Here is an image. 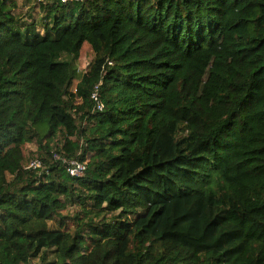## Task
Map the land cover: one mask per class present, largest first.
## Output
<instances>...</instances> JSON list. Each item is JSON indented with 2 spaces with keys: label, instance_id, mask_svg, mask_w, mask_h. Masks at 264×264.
Instances as JSON below:
<instances>
[{
  "label": "trees",
  "instance_id": "trees-1",
  "mask_svg": "<svg viewBox=\"0 0 264 264\" xmlns=\"http://www.w3.org/2000/svg\"><path fill=\"white\" fill-rule=\"evenodd\" d=\"M40 7L0 0V264H264V0Z\"/></svg>",
  "mask_w": 264,
  "mask_h": 264
},
{
  "label": "rangeland",
  "instance_id": "rangeland-1",
  "mask_svg": "<svg viewBox=\"0 0 264 264\" xmlns=\"http://www.w3.org/2000/svg\"><path fill=\"white\" fill-rule=\"evenodd\" d=\"M43 0H17V9L14 10L15 14L22 17L23 19H27L28 16L31 17V19L35 21H39L41 17L44 15L43 11L41 10L40 4ZM38 31H41L40 28H38ZM93 59L92 52L88 45H84L80 58L78 60V63L76 65L77 72L79 74L84 73L88 66L90 65L91 61ZM62 140V139H60ZM24 151V162L23 166L24 168H27L28 163L33 160L36 153V145L34 144H25L23 146ZM33 157V158H32ZM67 216H70L72 218L76 211L74 210V207L69 205L66 209ZM67 226H72V222L69 221V219L63 220ZM59 226V219L57 218L51 223V227L57 228Z\"/></svg>",
  "mask_w": 264,
  "mask_h": 264
},
{
  "label": "built area",
  "instance_id": "built-area-1",
  "mask_svg": "<svg viewBox=\"0 0 264 264\" xmlns=\"http://www.w3.org/2000/svg\"><path fill=\"white\" fill-rule=\"evenodd\" d=\"M68 1L72 0H61L62 3H66ZM91 99L93 100V106L96 111H102L104 108L103 103L99 99L97 89L94 90V92L91 95ZM55 160H60L62 164L66 165V170L69 176L71 177H81L86 169V163L80 162L77 160H68L66 158H61L58 155H54ZM41 167V164L37 160H32L28 163L27 169H38Z\"/></svg>",
  "mask_w": 264,
  "mask_h": 264
}]
</instances>
